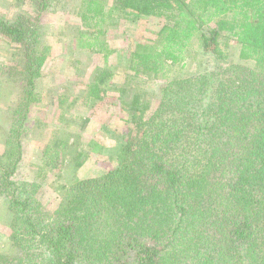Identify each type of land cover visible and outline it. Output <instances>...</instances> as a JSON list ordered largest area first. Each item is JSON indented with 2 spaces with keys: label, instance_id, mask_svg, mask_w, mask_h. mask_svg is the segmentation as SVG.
<instances>
[{
  "label": "trees",
  "instance_id": "obj_1",
  "mask_svg": "<svg viewBox=\"0 0 264 264\" xmlns=\"http://www.w3.org/2000/svg\"><path fill=\"white\" fill-rule=\"evenodd\" d=\"M17 1L35 15L0 18V33L23 53L2 73L22 90L0 124V198L16 251L5 264H264V0H82L79 46L104 53L106 66L118 18L161 21L153 38L128 42L131 78L163 85L154 110L144 91L127 104L117 167L74 182L53 213L40 183L16 180L47 60L41 16L52 3ZM233 40L253 67L230 61ZM192 52L203 71L172 79ZM103 72L88 86L94 103L106 99ZM64 148H50L43 171Z\"/></svg>",
  "mask_w": 264,
  "mask_h": 264
},
{
  "label": "rangeland",
  "instance_id": "obj_2",
  "mask_svg": "<svg viewBox=\"0 0 264 264\" xmlns=\"http://www.w3.org/2000/svg\"><path fill=\"white\" fill-rule=\"evenodd\" d=\"M50 1L51 9L41 16L44 35L41 46L47 60L37 81L39 102L30 111L28 134L23 138V161L16 180L40 183V199L53 213L74 182L105 174L117 167L118 155L130 135L125 122L127 104L136 90L144 91L154 110L163 82H138L131 78L128 42L137 35L153 38V31L160 27L161 21L152 19L143 26L115 17L119 24L111 26L106 36L113 51L106 66L104 53L79 46L84 31L78 14L82 0ZM22 11L35 15L31 4L0 0V18L14 20ZM229 59L254 66L252 61L239 60V46L235 40L230 44ZM22 61L20 47L0 33V124L5 123L8 109L19 103L22 91L14 82L5 80L2 73ZM203 61L192 52L184 62L172 68L171 78L203 71ZM104 70L111 74L105 81L106 99L103 103H94L88 96V86L104 75ZM60 142L64 143L65 152L60 155L56 169L43 171L50 148ZM2 153L0 137V157ZM11 223L7 202L0 198V264H5L16 254L11 246Z\"/></svg>",
  "mask_w": 264,
  "mask_h": 264
}]
</instances>
